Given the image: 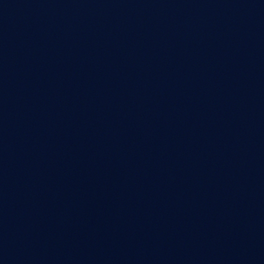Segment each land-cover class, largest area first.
I'll return each mask as SVG.
<instances>
[{"label": "water", "instance_id": "water-1", "mask_svg": "<svg viewBox=\"0 0 264 264\" xmlns=\"http://www.w3.org/2000/svg\"><path fill=\"white\" fill-rule=\"evenodd\" d=\"M0 264H264V0H0Z\"/></svg>", "mask_w": 264, "mask_h": 264}]
</instances>
